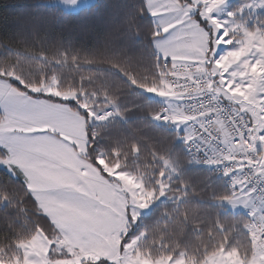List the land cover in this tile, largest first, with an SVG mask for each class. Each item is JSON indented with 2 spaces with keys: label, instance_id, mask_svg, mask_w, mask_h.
Wrapping results in <instances>:
<instances>
[{
  "label": "rangeland",
  "instance_id": "374dc122",
  "mask_svg": "<svg viewBox=\"0 0 264 264\" xmlns=\"http://www.w3.org/2000/svg\"><path fill=\"white\" fill-rule=\"evenodd\" d=\"M96 1L51 0L49 3L66 11L77 12ZM146 1L156 24L153 39L156 53L176 56L179 63H196L204 73L214 75L215 80L218 75L214 73V63L220 62L218 68L221 72L229 74L231 68L232 70L234 68L231 66L235 62V57L244 59L252 55L261 57V51L256 53L254 50L252 54L246 51V46H251L252 43L253 49L256 46H258L257 49L260 48V35L264 32V0ZM197 16L207 23L210 30L200 24ZM165 61L168 60L163 59L158 74L165 75L166 80L168 72L165 70L161 73ZM10 75L26 85L20 76L14 73ZM160 80L161 78L150 85L157 84ZM217 84L216 81V86ZM28 87L34 93L74 101L79 109L88 112L89 116L81 114L67 103L52 101L45 97H31L32 95L21 92L9 81L0 77V111L2 112L0 142L9 153V160L7 161L5 157L0 160V164L10 171L17 169L10 167V162L23 168L28 178L29 191L59 231L58 236L51 240L43 230H38L30 240L17 245L18 255L11 258L2 256L0 262L4 264H80L84 260L106 259L113 264H243L240 258L247 260L256 249L261 250L264 247V239L250 237L246 232V224L250 216L246 213L245 205L238 207L241 203L238 200L237 203L234 202V205L231 204L232 201L220 203L236 195H231L235 188L228 186L224 180L230 194L213 200V203L221 206L218 211L224 213L225 217L214 219L209 215V210L212 208L199 207L193 203L187 211L192 227L189 233L184 230L179 232L181 229H177L175 223L170 224L175 237L187 236L186 240L190 241L189 248L179 249L176 253L173 249L178 246L172 248L169 244L170 248L163 246V249H161L162 246L156 245L158 249L155 251L147 248L145 244L147 231L146 225L141 221L142 217L160 203H170L174 206L173 211L178 212L182 204L189 200V196L187 195L188 187H179L175 181L180 178L185 167L199 165L196 159L187 154V159L183 161L176 154L171 155L170 152L155 155L156 160L150 161L151 166L145 165L141 168L137 165L136 171L133 172L121 165L118 160L110 162L105 151H100L98 155V161L102 166L100 170L116 189L124 188L126 210L117 227L106 232H95V225L101 222L98 210L103 209L104 206L91 204L92 211L85 213V216L82 214L80 216L81 212L78 213L76 210L69 211L64 198L66 199L70 192L69 189H77L76 186L78 184L82 186V182L71 185L73 183H70V178L63 175L66 176L68 168H76L78 165L71 145L78 146L85 155L87 154L88 118L93 119L92 127H99L114 119L124 120L118 105L105 95H99L93 91L63 89L57 76L41 85H28ZM145 87L139 88L151 97L144 89ZM164 105L172 106L171 98ZM237 106L244 109L250 116L252 115L244 107ZM162 108L152 115V119L169 129L173 125L184 133L181 128L184 127L185 122L190 126L189 121L175 120L165 116L161 121L159 114L162 115ZM173 112L175 116L181 115L179 110ZM259 117V120H254L251 116L257 130L261 131L262 110L259 111ZM81 125L85 135L84 142L79 138L82 135ZM49 133L56 134V137L51 138ZM178 142L184 147V141L178 139ZM44 152L51 155L49 156L51 160L40 156ZM89 165L96 169L91 162ZM50 174H53L54 178L57 177V180L51 181ZM59 175H62L64 181H60ZM244 187L243 190L238 189V192L241 197L249 200V205L256 211V197L247 186L244 185ZM176 189H180V192L173 193ZM91 199L98 200L92 195ZM199 212L205 215V217H199L201 220L195 217L199 216ZM180 215L182 219L186 218L183 213ZM163 216H168L169 219L174 217L171 210L164 211ZM140 222L142 228L136 234H131ZM124 237L127 240L123 244ZM221 250L224 251L222 256H214ZM57 253L66 256L52 257Z\"/></svg>",
  "mask_w": 264,
  "mask_h": 264
},
{
  "label": "trees",
  "instance_id": "16d2710c",
  "mask_svg": "<svg viewBox=\"0 0 264 264\" xmlns=\"http://www.w3.org/2000/svg\"><path fill=\"white\" fill-rule=\"evenodd\" d=\"M49 1L0 0V77L20 91L67 103L85 116L89 113L79 109L74 101L34 93L28 85L38 86L57 76L63 89L93 91L115 102L124 120L87 127L86 157L99 169L101 150L110 162L118 160L133 172L137 165L151 166L155 155L165 152L185 161L187 156L183 144L178 142L177 132L152 119L162 108L161 104L139 88L160 78L158 70L163 63L154 48L156 24L147 1L97 0L77 12L66 11ZM197 20L210 30L202 18L197 16ZM11 73L20 76L26 85ZM6 153L0 145V160ZM175 183L188 187L189 200L181 209L175 212L172 204L160 203L141 220L146 225L145 244L154 251L158 249L156 245L162 246L161 249L170 248L168 244L172 248L178 246L173 249L175 253L189 248L187 236L175 237L170 224L175 223L181 229L179 232L189 233L192 227L187 211L193 203L212 208L209 215L214 219L225 217L218 211L221 206L213 203L230 194L224 178L214 177L207 167L198 165L185 167ZM179 192L180 189L173 190ZM166 210H171L173 219L163 216ZM182 213L186 218L182 219ZM198 215L195 216L198 220L205 217L202 212ZM141 228L140 222L131 234ZM38 230H43L51 240L59 234L29 191L22 172L10 171L0 164V258L18 255L17 245L30 240ZM126 240L124 237L123 244ZM64 256L57 253L52 257ZM80 264L113 263L100 259L84 260Z\"/></svg>",
  "mask_w": 264,
  "mask_h": 264
},
{
  "label": "built area",
  "instance_id": "2783aa9c",
  "mask_svg": "<svg viewBox=\"0 0 264 264\" xmlns=\"http://www.w3.org/2000/svg\"><path fill=\"white\" fill-rule=\"evenodd\" d=\"M166 80L176 96L175 106L189 121L192 136L184 149L214 177L228 186H247L256 197V211L249 213L246 232L264 239V106L262 130L251 116L216 89L215 76L204 73L193 62H164ZM164 110L159 118L162 121Z\"/></svg>",
  "mask_w": 264,
  "mask_h": 264
},
{
  "label": "crops",
  "instance_id": "0c3cea01",
  "mask_svg": "<svg viewBox=\"0 0 264 264\" xmlns=\"http://www.w3.org/2000/svg\"><path fill=\"white\" fill-rule=\"evenodd\" d=\"M264 32L260 35V48L257 49L258 46L253 49L252 43L251 46H246V51L251 52L253 54V51L255 50L256 53L261 51V57L257 55L254 57V55L250 57L244 58H238L235 57V62L231 67H234L233 70L231 68V72L229 74H225L223 71L221 72L220 62L213 64V70L216 75H218V78L216 81L218 82L216 89L218 92L225 96L231 103L235 105H240L244 107L246 110H248L253 116L254 120H259V111L264 106ZM253 38V37H252ZM253 40V39H252ZM248 45H250L248 43ZM255 45H259L258 43H255ZM232 51V50H231ZM237 52V51H236ZM158 56L162 59H167L168 61L172 62L173 65L179 64V59L176 56H164L161 53L157 52ZM237 54V53H236ZM241 56L240 54H238ZM177 58V59H176ZM176 60V61H174ZM262 60V62H260ZM165 67L163 65V68L161 70V73L165 72ZM167 71V70H166ZM160 82L153 85H148L144 89H146V92L153 98L157 99L163 106L162 113H164V110H167V113L165 114V117L173 118L175 120L181 119L184 121V118L181 115H176L173 111L179 110L178 107L175 106V100L176 96L171 92L168 84L165 80V75L160 74ZM23 92V91H21ZM25 93V92H23ZM34 97V96H31ZM38 98V97H35ZM171 98L172 100V106H166L164 105L165 102L169 101ZM180 111V110H179ZM164 117V118H165ZM163 118V119H164ZM83 119V118H82ZM82 124L84 125V121L82 120ZM81 125V133L82 135L79 136L83 142L85 141V135L83 134V128ZM184 127L181 129L184 131V133L180 132V129L177 127H174L173 125L170 127L173 130H176L178 133V139L181 141H187L191 136V128L190 126L183 124ZM182 125V126H183ZM51 131L55 132L54 129H51ZM57 133V131H56ZM51 135V138H55L56 134L49 133ZM0 145L4 147V144L0 142ZM69 145V144H68ZM75 154L76 162L78 165L76 168L70 167L68 168L63 177H69L70 183L72 182L75 185L82 182V186L78 184L76 186L77 189H69V193L64 198V201L67 203L66 207L69 209V211L76 210L78 213H80V216L84 215L85 213L91 212L90 207L91 204L94 205H100L104 206L103 209L98 210L99 218L101 219L100 224H96V228H94L95 232H106L115 226L117 227L118 223H120V220L124 217L125 210H126V198H125V192L124 188H118L116 189L114 187V184L108 181V177L101 172V170L96 166V169L94 167H91L89 165V161L85 155V153L82 151L81 148L78 146L71 145L70 146ZM5 148V147H4ZM6 149V148H5ZM40 156H42L44 159L51 160L49 158V154L46 152L42 153ZM7 161L9 160V153L7 151L6 153ZM53 160V159H52ZM92 163V162H91ZM93 166H95L92 163ZM81 166H85L81 167ZM10 167H15L18 170L22 172V174L25 177L26 184L28 187V178L23 171V168L19 167L18 165H14L10 162ZM86 173V174H85ZM72 174V175H69ZM62 175H59L60 181H64ZM51 181L57 180V177L54 178L53 174L51 175ZM72 177V178H71ZM75 181V182H74ZM245 187L243 184H241V190H243ZM29 189V188H28ZM239 190V191H241ZM233 194H236L232 197H229V199H226L225 201H220V203L230 202L232 201V205H234V202L237 203V200L241 203L238 205V207H241L240 205L244 204L246 213H252L254 210L249 205V200L246 198L241 197V195L238 192V189H235L231 192ZM92 197H95L96 201H93L94 199H91ZM245 199V200H244ZM228 200V201H227ZM247 201V202H246ZM39 204V203H38ZM40 207V205H39ZM247 207V208H246ZM41 210L42 207L40 208ZM84 212V213H83ZM43 214L44 210H43ZM72 214V213H71ZM82 214V215H81ZM48 218L49 215L45 214ZM52 222V221H51ZM93 227V226H92ZM98 227V228H97ZM224 251L221 250L214 254V256H222ZM243 264H264V247L261 250H255L252 256L247 260L239 259Z\"/></svg>",
  "mask_w": 264,
  "mask_h": 264
},
{
  "label": "water",
  "instance_id": "95a60500",
  "mask_svg": "<svg viewBox=\"0 0 264 264\" xmlns=\"http://www.w3.org/2000/svg\"><path fill=\"white\" fill-rule=\"evenodd\" d=\"M88 122H89V126L92 127L93 126V119L92 117L88 118Z\"/></svg>",
  "mask_w": 264,
  "mask_h": 264
}]
</instances>
